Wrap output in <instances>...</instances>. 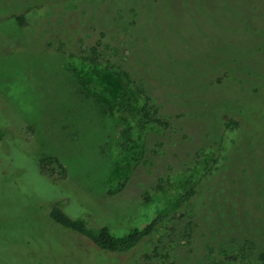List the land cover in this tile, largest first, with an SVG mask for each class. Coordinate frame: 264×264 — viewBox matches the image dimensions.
<instances>
[{"label":"rangeland","instance_id":"obj_1","mask_svg":"<svg viewBox=\"0 0 264 264\" xmlns=\"http://www.w3.org/2000/svg\"><path fill=\"white\" fill-rule=\"evenodd\" d=\"M37 1L0 0V238L17 242L53 235L56 249L79 256V263L51 260L50 252L30 261L89 264L73 248L86 249L89 243L47 220L50 202L64 200L68 213L86 215L90 225L123 236L146 222L164 195L196 180L195 240L190 254L183 249L176 264H205V244L230 239L232 229L246 235L263 232L264 217L255 203L258 172L247 164V150L237 148L240 141L223 145L226 169L203 175L219 153L228 120L208 101L209 93L224 107L250 109L249 99L236 102L238 90L244 89L264 109V16L255 19L257 11L244 0H159L166 13L163 4L149 12L148 3L140 0L141 20L153 10L163 14L142 27L133 0H51L57 6L47 17ZM252 4L264 11L263 1ZM243 10L250 20L241 16ZM21 14L28 22L23 30L9 19ZM241 23L247 29L243 35ZM239 34L241 39L211 48L215 77L227 76L233 83L210 88L215 80L207 70L210 40L202 39ZM94 44L101 55L92 65L80 53ZM123 72L143 87L162 125L143 127L136 114H129L122 95L131 85ZM164 80L189 99L208 102L188 101ZM0 246L9 250L11 245ZM13 247L15 257L18 248ZM104 262L131 264L124 256H106Z\"/></svg>","mask_w":264,"mask_h":264},{"label":"trees","instance_id":"obj_2","mask_svg":"<svg viewBox=\"0 0 264 264\" xmlns=\"http://www.w3.org/2000/svg\"><path fill=\"white\" fill-rule=\"evenodd\" d=\"M261 1L264 2V0ZM46 2L51 3V5L45 4ZM133 2L135 15L138 20L141 21L142 27L150 26L153 22L152 16L160 14V9L159 12L153 10L150 13L151 15L149 14L148 17H143L141 20L140 16L142 14H140V11L143 2L146 5L148 3L147 7L149 12L156 4H163V11L165 13L167 12L164 2L159 0H143V2L140 0H133ZM37 3L44 14V17L49 16L50 11L53 12V9L51 8L52 6H57L56 2H51V0H38ZM224 3L225 2H222V4ZM244 4L246 7L251 8L252 11H257L255 19H263L261 16H264V11L260 9L258 5L254 6L252 0H244ZM222 7L224 6H220V10H223ZM218 14L220 13L218 12ZM162 15L163 14H160L161 17ZM239 15L238 12L236 20ZM241 16L246 18L247 12L243 10ZM9 19H11L22 30L28 26L25 14L13 15ZM147 19L148 21H145ZM164 20L165 18L163 20L160 19V21ZM245 30H247L246 27L241 23L240 34H245ZM240 34L239 37H223L221 39L214 36L211 38H203L202 41H206L207 43V39L210 40V44L208 43V48L206 49V52L209 53V64L211 60L210 52L213 46L218 43L223 44L241 39L242 35L240 37ZM145 47L150 54L151 61L155 65L157 73L163 78L153 61L152 52L147 46ZM58 50L62 53L65 52V49L62 48V46H60ZM80 54L83 60L93 65L99 62L101 51L98 49V44H94L88 49H83ZM207 70L210 71V73H213L214 77V72L218 73L211 64ZM122 77L125 78L127 85H131L130 89L128 87L124 88L122 95V102L124 106L127 107L129 114H136L143 127L153 124L162 125V120L157 117V109L151 105L152 100L145 93L143 87L131 81L130 76L125 72H123ZM164 81L167 83L166 80ZM226 82H231V80L227 76L223 77L222 75V77H218V79L215 77V80H212V84L209 85L211 88V86L214 87L215 83L221 85ZM167 85L172 88L168 83ZM210 88L208 91H210ZM172 89L177 94L185 97L188 101L200 104H205L209 101L211 105L214 106L215 110L218 112L225 111L227 113L228 120L227 123H225V131L218 145L219 153L213 158L211 167L203 176L211 177L216 175L220 169H226L224 164L229 159L223 152V145L230 142V140L236 139L240 141L241 144L238 145L237 148H239V151L241 149L247 150L246 152H248L250 156L247 164L255 166L258 172V175L256 176L259 179V182L257 180L256 182L258 183L259 197L256 199L255 203L260 208L261 215L264 217V156L261 153V151H264V109L256 99L245 95L244 89L238 90L240 91V98H238L236 102H242V99H249L251 103L250 109L243 108L242 105L239 106V104L238 108L224 107L222 103H217V101L213 99L215 95L211 92L209 93V96L207 94L209 98L208 101H206L207 99H204V101H200L199 99L195 101V98V100L189 99L181 90ZM139 100L142 101V103L139 108L136 109ZM235 116L241 120V124L238 120L234 119ZM243 120L248 122L247 128L244 129L242 128L244 125V123L242 124ZM261 136H263V138ZM243 138H245L244 142L242 140ZM3 140L4 133L0 131V143ZM261 140L263 141L261 142ZM38 169L40 174L46 176L42 167H39ZM198 183L199 181L197 180L190 181L181 188L180 192L176 190L169 195H164L161 207L156 211H153L146 222L123 236H116L107 226L98 227L90 225L89 219L86 215L68 213V210H65L63 207L64 200L50 202L51 204L47 210L46 217L55 227L73 233L78 239L89 243V246L86 249L81 248L80 246H73L77 253H79L80 258L85 259V262L87 261L89 264H108L107 262H104V257L106 256H124L128 261H131V264H176L174 259H176L177 256L178 258L181 256H179V254L183 252V249H186V253L190 254L191 246L194 244L198 227L195 222V218L197 217L195 201L198 196ZM67 213L73 216H69ZM231 213L232 208L228 207V214L231 215ZM219 215L220 212H217L214 216V224L217 229L222 225L215 223L220 221V219H218ZM227 225L228 224H226V226ZM232 231L234 234L230 239L219 241L217 238L216 241H212V246H209L210 244L208 243L205 244V264H264V230L263 232H256L254 235H246L244 232L241 233L240 229H232ZM23 239L24 238H21V240L16 242L0 238V245L6 244V242L11 245L9 250L0 246V260L8 259V262L0 261V264H35L30 260H37L41 254H47L48 252H50L51 260L54 258L56 260L59 259L79 263L77 259L79 256H67L63 251H60V249H56L55 245L58 243L53 235L42 234L41 238L32 236L29 241H23ZM13 246L18 248L15 254L16 258L11 254L14 248ZM95 253L100 254L102 257H97V255L94 256ZM135 255H137L136 258L138 259L133 262ZM11 260H13V262ZM14 261L16 263H14Z\"/></svg>","mask_w":264,"mask_h":264}]
</instances>
